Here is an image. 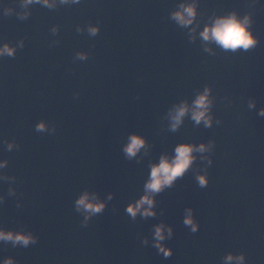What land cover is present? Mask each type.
<instances>
[{"label": "water", "instance_id": "1", "mask_svg": "<svg viewBox=\"0 0 264 264\" xmlns=\"http://www.w3.org/2000/svg\"><path fill=\"white\" fill-rule=\"evenodd\" d=\"M181 0H81L48 9L29 5L21 20V0H0V42L24 39L15 57H0V228L32 232L26 248L0 241V260L18 264H224L227 252H244L248 264H264V0H198L200 28L209 17L235 11L250 14L258 45L225 52L169 18ZM10 9L5 14V9ZM100 21V32L77 33L76 25ZM58 25L53 35L49 29ZM191 27V26H189ZM200 28L197 29L199 32ZM76 51L88 53L81 61ZM205 84L215 97L213 126L196 125L186 115L176 132L168 110L191 105ZM79 92L78 97L73 93ZM254 99L256 108H248ZM215 117L222 120L216 125ZM51 130L40 133L38 120ZM130 133L150 145L125 158ZM15 139L11 151L3 143ZM214 139L209 183L195 175L206 161L197 158L182 179L157 195L164 215L136 220L124 205L143 191L149 161L172 154L177 143ZM199 157V154H196ZM12 189V193H9ZM108 201L82 227L74 200L84 191ZM194 210L199 230L182 223ZM160 220L170 224L173 249L167 259L140 243ZM234 264V262H229Z\"/></svg>", "mask_w": 264, "mask_h": 264}, {"label": "clouds", "instance_id": "2", "mask_svg": "<svg viewBox=\"0 0 264 264\" xmlns=\"http://www.w3.org/2000/svg\"><path fill=\"white\" fill-rule=\"evenodd\" d=\"M60 5H76L80 4L81 0H58ZM39 4L48 9L57 8V0H21V8L24 11L18 13L21 20H26L31 15L29 5ZM197 7L198 0H181L176 9L169 13V18L176 22L180 27L188 29V38L190 41H195L197 36L201 39V43L205 52L212 53L211 44L217 45L225 52L236 53L238 50L247 52L255 48L259 43V38L254 35L251 25L252 20L250 14L246 13L240 17L235 11H229L224 15L209 17V22L204 23L200 28L199 21H197ZM11 10L5 9V14ZM100 21L96 23L88 22L83 27L76 25L77 33L87 31L89 36L95 37L100 32ZM191 26V27H189ZM200 28L199 32L197 29ZM49 31L56 35L59 31L58 25H52ZM24 47V39H19L15 44L9 41L0 42V57H15L18 48ZM74 61L79 59L85 61L88 59V53L76 51ZM74 97L79 96V92L73 93ZM215 97L212 95V87L205 84L202 91L198 92L192 101L191 105L187 101H180L174 104L167 113L169 120V130L176 132L183 122V118L189 115L190 119L196 124L200 125L201 122L205 128L213 126L214 114L212 112ZM248 108H256L254 99L248 100ZM256 114L264 117V107L256 109ZM216 125L222 124L219 117H215ZM34 128L37 132L44 133L54 130L49 129L47 121L38 120ZM3 143L6 145L7 150L11 151L13 146L19 149L20 145L16 143L15 139L9 141L4 138ZM214 139L207 141H200L199 143L180 142L177 143L172 149V154L161 152L159 158L155 161H149L147 179L143 184L142 193L134 200L130 199L123 208V211L130 220L135 221L137 215L141 219L149 217H156L157 215L163 216L164 209L161 208L159 213L156 211L157 195L164 192L166 189H171L178 179H182L194 161L199 158L201 161H206L202 172H197L195 179L200 188H205L208 183V168L213 164V146L215 145ZM150 145L147 143L145 137L137 133H130L128 142L122 146V151L125 158L132 160L137 158V163L140 162L137 153L144 149V154L147 155ZM196 154H199L197 157ZM8 161L0 160V168L7 166ZM9 189V193H12ZM3 198L0 197V200ZM113 199V193L109 192L104 200H101L97 194H89L86 190L82 192L73 202L74 210L84 215V220L81 222L82 227L88 226L89 219L95 214L102 213L108 201ZM184 226L188 227L191 233H196L199 230V221L194 216L192 207L187 206L184 209L182 218ZM173 228L170 224L160 220L153 224L149 230V235L140 237V243L144 246H151L156 250L157 255L162 254L163 258L167 259L173 255V249L164 243L166 240H171L173 237ZM38 236L32 232L4 230L0 228V241L11 242L15 247L20 245L27 247L29 244H36ZM224 264L234 262V264H248L244 252L233 253L227 252L223 256ZM0 264H18V262L11 256L5 257L0 260Z\"/></svg>", "mask_w": 264, "mask_h": 264}]
</instances>
